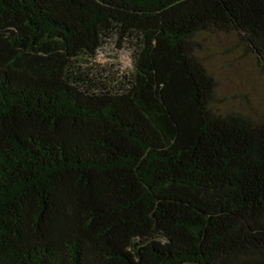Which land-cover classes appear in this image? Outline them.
Returning <instances> with one entry per match:
<instances>
[{
	"label": "trees",
	"instance_id": "trees-1",
	"mask_svg": "<svg viewBox=\"0 0 264 264\" xmlns=\"http://www.w3.org/2000/svg\"><path fill=\"white\" fill-rule=\"evenodd\" d=\"M204 33L264 77V0H0V264H264V120L219 111Z\"/></svg>",
	"mask_w": 264,
	"mask_h": 264
},
{
	"label": "rangeland",
	"instance_id": "rangeland-1",
	"mask_svg": "<svg viewBox=\"0 0 264 264\" xmlns=\"http://www.w3.org/2000/svg\"><path fill=\"white\" fill-rule=\"evenodd\" d=\"M199 43L202 46L200 56L216 80L219 111L222 114L238 112L264 120V77L256 58L238 43L235 34L204 33ZM89 66L105 74L114 85L121 82L124 75L132 74L133 51L128 46L119 48L117 42L111 41Z\"/></svg>",
	"mask_w": 264,
	"mask_h": 264
}]
</instances>
